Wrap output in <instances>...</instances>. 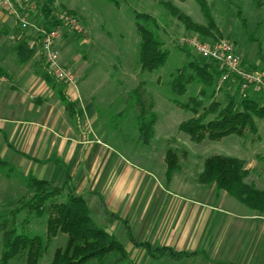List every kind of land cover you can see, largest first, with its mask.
Segmentation results:
<instances>
[{
	"label": "rangeland",
	"instance_id": "1",
	"mask_svg": "<svg viewBox=\"0 0 264 264\" xmlns=\"http://www.w3.org/2000/svg\"><path fill=\"white\" fill-rule=\"evenodd\" d=\"M260 1L257 7L255 0H206L208 13L219 33L211 29L212 36L208 37L186 31L182 23L161 6V2H170L193 22L206 26L207 22L195 0H55V12L70 11L78 19L79 27L59 29L58 48L61 63L74 74V86H77L82 98L91 102V130L138 170V176L143 179L141 188L144 186V194L154 193L162 185L169 193L182 199L204 200L202 196L212 199L216 191L214 186L204 185L198 179L205 159L212 155L244 160L250 169L246 181L264 189V118H255V132L247 131L243 137L229 135L217 141L205 139L195 142L179 130V124L193 115L176 102L183 103L188 97L197 95L200 86L192 85L185 94L177 96L171 93L168 85L170 74L188 60L185 52L193 53L178 43L181 38L195 37L205 43L224 39L233 44L242 59V67L264 69V0ZM42 2L44 0H23L25 10L22 12L26 20L37 26L41 22L39 6ZM132 10L154 16L160 25L159 36L168 51V59L155 71L143 72L138 64L139 37ZM13 27L14 36L19 30L25 35H36L31 28L19 29L15 19L9 16L3 33L6 41ZM194 56L201 59L196 54ZM139 85L143 97L147 101L152 100V110L156 115L153 136L146 144L139 139L133 111L126 104L129 91ZM236 85L231 78L218 82L213 97L224 105L227 94H232ZM52 96H57V91ZM247 97L257 99L260 105H264V94L260 92L250 91ZM168 149L174 152L177 165L169 179L165 175ZM1 156L9 161L7 155ZM28 174L0 165V216H5L15 207L19 197L27 196L25 184ZM169 200L166 198L161 203L159 213L167 210L164 205ZM91 215L98 225L106 227L95 217L94 210H91ZM24 216L25 213L17 216V226ZM26 229L36 234L45 232L43 221L34 219ZM112 233L127 250L132 264L169 262L168 258H162L159 262L148 259L142 249L131 245L120 223ZM64 242L63 236L54 239L38 264H48L54 249ZM140 255L147 260L140 258ZM184 260L179 264H183ZM14 264L25 263L19 258ZM106 264L117 263L109 260Z\"/></svg>",
	"mask_w": 264,
	"mask_h": 264
},
{
	"label": "crops",
	"instance_id": "2",
	"mask_svg": "<svg viewBox=\"0 0 264 264\" xmlns=\"http://www.w3.org/2000/svg\"><path fill=\"white\" fill-rule=\"evenodd\" d=\"M8 20L0 9V72L6 79L0 81L1 159L7 155L15 170L38 174L54 186L67 174L105 229L112 233L120 223L131 245L144 253L132 240L206 255L183 264H264V211L249 209L225 191L193 200L159 185L156 192L144 194L138 170L92 132L91 102L77 86L63 89L71 108L52 96L59 85L42 78L43 59L35 38L27 40L32 59L18 62L14 27L9 43L3 36ZM166 198L167 210L159 213Z\"/></svg>",
	"mask_w": 264,
	"mask_h": 264
},
{
	"label": "trees",
	"instance_id": "3",
	"mask_svg": "<svg viewBox=\"0 0 264 264\" xmlns=\"http://www.w3.org/2000/svg\"><path fill=\"white\" fill-rule=\"evenodd\" d=\"M195 1L207 22L206 26L193 22L188 15L170 2H161V6L190 33L208 37L212 36L211 29L218 33L208 13L206 0ZM255 2L259 7L261 1L255 0ZM54 3L55 0H44L39 6L41 19L39 26L47 30L61 25L56 19L58 12L54 11ZM66 12L75 15L70 11ZM132 14L139 37L137 59L140 69L143 72L155 71L168 59V51L159 36L160 25L156 18L148 13L132 10ZM31 36L19 30L15 37L16 56L21 64L28 62L34 55V50L30 48L27 40L33 38L37 40V37ZM185 56L188 60L170 74L169 89L177 96L185 94L192 85H199L200 89L197 95L188 97L186 102H176L193 115L179 124V130L189 135L195 142L205 139L217 141L229 135L243 137L247 131L254 133L256 130L254 119L264 118V105H260L257 99L240 96L238 85L232 94H227V102L222 105L213 96L224 71L213 62L196 58L194 53L187 51ZM41 66L42 78L50 85H59L57 88L59 99L71 108L72 103L68 102L63 94L65 84L47 73L44 62ZM248 69L257 70L255 66H250ZM141 89L139 85L129 91L126 104L133 111L139 139L146 144L153 136L156 115L152 110V100L147 101ZM165 160V175L169 179L177 168L172 150L166 151ZM0 165L14 170L11 164L1 158ZM249 172L250 169L242 159L212 155L205 159L198 179L204 185H213L217 192L225 191L249 209L264 211V189L256 188L253 182L246 181ZM25 185L27 196L19 197L16 206L5 216H0V264H14L19 258L25 264H38L50 243L61 236L64 237L65 242L54 249L48 264H106L109 260H114L117 264H132L127 251L116 236L94 221L88 205L83 197L75 192L67 174L60 186H54L47 180L36 178L31 174L26 176ZM22 213H25V216L17 226L16 218ZM33 219L43 221L44 234L27 231L26 227ZM132 242L136 246L143 247L148 258L153 262L168 258L169 262L165 264H179L187 258L206 256L201 250L176 251L167 246H152L147 242L136 243L133 240Z\"/></svg>",
	"mask_w": 264,
	"mask_h": 264
},
{
	"label": "built area",
	"instance_id": "4",
	"mask_svg": "<svg viewBox=\"0 0 264 264\" xmlns=\"http://www.w3.org/2000/svg\"><path fill=\"white\" fill-rule=\"evenodd\" d=\"M0 9L15 19L19 29L34 30L47 73L65 85L74 86L73 72L60 62L58 39L60 28L79 27L77 16L66 11L58 12L56 19L61 25L47 30L26 20L22 12L25 9L22 0H0ZM178 43L190 49L198 57L215 63L224 71L219 82L231 78L238 85L240 96L245 98L250 91L264 94V69L250 70L242 67V59L230 42L219 39L212 43H205L198 38L187 37L179 39ZM5 80L0 75V81Z\"/></svg>",
	"mask_w": 264,
	"mask_h": 264
}]
</instances>
